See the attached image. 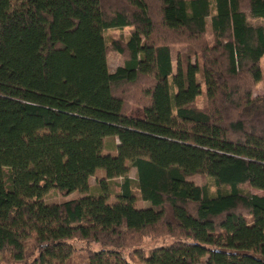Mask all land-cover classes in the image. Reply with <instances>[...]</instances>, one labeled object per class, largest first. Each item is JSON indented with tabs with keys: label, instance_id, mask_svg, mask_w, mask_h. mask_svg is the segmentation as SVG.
<instances>
[{
	"label": "trees",
	"instance_id": "16d2710c",
	"mask_svg": "<svg viewBox=\"0 0 264 264\" xmlns=\"http://www.w3.org/2000/svg\"><path fill=\"white\" fill-rule=\"evenodd\" d=\"M263 61L264 0H0V264H264Z\"/></svg>",
	"mask_w": 264,
	"mask_h": 264
},
{
	"label": "rangeland",
	"instance_id": "374dc122",
	"mask_svg": "<svg viewBox=\"0 0 264 264\" xmlns=\"http://www.w3.org/2000/svg\"><path fill=\"white\" fill-rule=\"evenodd\" d=\"M247 15L249 18V21L252 24H260L261 21L253 19L249 13V11H247ZM129 33H130V28L126 29V30H111L109 32H107V37L108 39L111 41L113 39H119V37L124 36L125 38L129 37ZM210 33V28H209V32ZM171 50H172V58H173V65H174V70H176L177 67V57L179 54H183L187 51V47L184 44H172L171 45ZM125 62V58L117 53L111 52L108 56V64H109V68L111 72H114L118 67L123 66ZM262 67H263V72H264V61L262 62ZM200 80V77H199ZM146 86H144V83H140L138 86L134 87V88H125L124 92L126 91L128 93V97L130 98V112L129 114L131 116H142L143 115V110H142V106L145 103V100H143L140 97V94H142L143 89ZM264 95V80L262 82H260L259 84H257L254 88H253V96L254 97H261ZM206 104V98L205 95L199 97L197 99L196 105L198 108H204ZM104 176V172L100 171L98 172V174L96 175V177L91 179V194L93 195H98L100 193V188L98 186V179H101ZM130 177L133 180H136V171L134 169L131 170L130 173ZM189 181L193 182L194 184H196L197 186L200 187H208L209 191L211 194H216L217 192V187L215 185L214 180L207 176V175H197V176H193L191 178H189ZM122 182V180H116L114 181L112 184H114L115 186H112L113 188V193L110 196L109 201L110 202H115L116 201V193L119 192V188L116 187V185H119ZM243 188L245 190H247L248 192L258 195V196H264V191H260L254 188H251L250 186H243ZM137 193V191H136ZM138 194V193H137ZM83 195L79 192H74L70 195H65L62 194L58 191H51L45 198V201L47 203L53 204V203H63L65 201H69V200H74L77 198L82 197ZM137 206L138 207H149L150 204L149 203H143L140 198L138 199L137 202ZM167 240H164V238H146L145 243L143 246L144 249L148 250L154 246L160 245L164 242H166Z\"/></svg>",
	"mask_w": 264,
	"mask_h": 264
}]
</instances>
